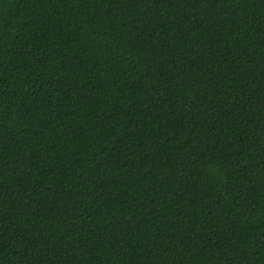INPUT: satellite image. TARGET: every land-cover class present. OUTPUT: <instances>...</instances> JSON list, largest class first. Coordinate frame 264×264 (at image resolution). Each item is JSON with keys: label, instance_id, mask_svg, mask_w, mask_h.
<instances>
[{"label": "trees", "instance_id": "trees-1", "mask_svg": "<svg viewBox=\"0 0 264 264\" xmlns=\"http://www.w3.org/2000/svg\"><path fill=\"white\" fill-rule=\"evenodd\" d=\"M0 264H264V0H0Z\"/></svg>", "mask_w": 264, "mask_h": 264}]
</instances>
